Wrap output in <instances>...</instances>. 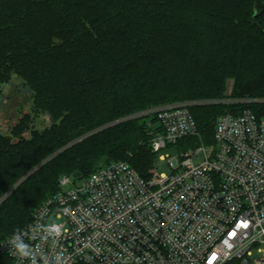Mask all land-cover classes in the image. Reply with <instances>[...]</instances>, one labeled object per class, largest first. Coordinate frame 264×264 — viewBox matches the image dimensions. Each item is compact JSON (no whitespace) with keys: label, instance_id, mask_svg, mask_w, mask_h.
I'll use <instances>...</instances> for the list:
<instances>
[{"label":"trees","instance_id":"obj_1","mask_svg":"<svg viewBox=\"0 0 264 264\" xmlns=\"http://www.w3.org/2000/svg\"><path fill=\"white\" fill-rule=\"evenodd\" d=\"M264 0H0V99L16 75L33 116L0 132V244L60 191L115 161L150 177L153 107L196 102L199 136L213 145L219 117L264 118ZM51 125L37 129L34 119ZM150 120V122H148ZM30 133L26 138L25 134ZM0 264H11L3 255Z\"/></svg>","mask_w":264,"mask_h":264},{"label":"built area","instance_id":"obj_2","mask_svg":"<svg viewBox=\"0 0 264 264\" xmlns=\"http://www.w3.org/2000/svg\"><path fill=\"white\" fill-rule=\"evenodd\" d=\"M229 90H232L229 89ZM225 103L264 102L238 99ZM196 102L148 109L151 149L172 173L142 177L126 161L63 176L32 222L0 244L11 264H264V118H218L214 144L162 155L199 136ZM178 148V147H177ZM55 221L50 222V220ZM26 245L27 256L10 254ZM214 258V259H213Z\"/></svg>","mask_w":264,"mask_h":264},{"label":"rangeland","instance_id":"obj_3","mask_svg":"<svg viewBox=\"0 0 264 264\" xmlns=\"http://www.w3.org/2000/svg\"><path fill=\"white\" fill-rule=\"evenodd\" d=\"M232 82L228 85L226 93H232ZM34 104V95L31 89L24 83L22 79L14 75L11 81L4 86L3 95L0 99V132L9 134L11 128L16 126L19 121L26 115H34L32 112ZM34 117V116H33ZM150 122V120H148ZM51 125V119L48 115H40L34 119L32 124L37 129H43ZM25 137H30V133H26ZM211 146V145H209ZM179 147V146H177ZM170 147L162 152V155H168L171 158L178 156V148ZM181 151L183 147L181 148ZM155 170L158 174L170 175L172 169L166 161L160 160L159 156L156 157ZM55 221L53 218L50 222Z\"/></svg>","mask_w":264,"mask_h":264},{"label":"clouds","instance_id":"obj_4","mask_svg":"<svg viewBox=\"0 0 264 264\" xmlns=\"http://www.w3.org/2000/svg\"><path fill=\"white\" fill-rule=\"evenodd\" d=\"M26 247L27 246L24 244H19L16 246V252L15 253L11 252L10 254L16 255V256H27L28 253L26 251Z\"/></svg>","mask_w":264,"mask_h":264},{"label":"water","instance_id":"obj_5","mask_svg":"<svg viewBox=\"0 0 264 264\" xmlns=\"http://www.w3.org/2000/svg\"><path fill=\"white\" fill-rule=\"evenodd\" d=\"M262 6V12L261 13H259V14H255V16L253 17V21H254V23L257 25V17L259 16V15H261L263 12H264V5L262 4L261 5ZM258 28H259V30L261 31V32H263L264 33V31H263V29L260 27V26H258Z\"/></svg>","mask_w":264,"mask_h":264},{"label":"snow or ice","instance_id":"obj_6","mask_svg":"<svg viewBox=\"0 0 264 264\" xmlns=\"http://www.w3.org/2000/svg\"><path fill=\"white\" fill-rule=\"evenodd\" d=\"M214 259V258H213Z\"/></svg>","mask_w":264,"mask_h":264}]
</instances>
